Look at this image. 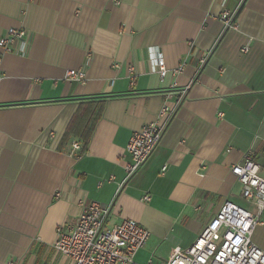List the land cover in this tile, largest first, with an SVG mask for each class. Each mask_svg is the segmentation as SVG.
<instances>
[{"label": "crops", "instance_id": "obj_1", "mask_svg": "<svg viewBox=\"0 0 264 264\" xmlns=\"http://www.w3.org/2000/svg\"><path fill=\"white\" fill-rule=\"evenodd\" d=\"M238 5L0 0V37L26 30L24 50L0 60V264H74L53 248L56 227L91 201L111 204L109 225L131 218L149 231L136 264L189 246L225 200L253 208L231 167L251 151L264 177V0H243L223 30L222 11ZM68 69L85 79H65ZM175 104L119 187L132 133ZM261 219L251 239L264 250Z\"/></svg>", "mask_w": 264, "mask_h": 264}, {"label": "built area", "instance_id": "obj_2", "mask_svg": "<svg viewBox=\"0 0 264 264\" xmlns=\"http://www.w3.org/2000/svg\"><path fill=\"white\" fill-rule=\"evenodd\" d=\"M242 1L239 0V5L234 10L222 11L220 18L223 30L235 27ZM25 36L24 28H8L0 37V60L1 54L23 51ZM242 50L246 51L247 47ZM210 55L211 49L200 53L196 72L203 68ZM156 71L160 77L168 72L161 57L156 58ZM64 78L82 81L85 73L81 69H68ZM184 93L185 89L182 90V95ZM176 106L177 104L163 105L154 121L144 124L132 133L125 148L130 160L124 165L125 176L119 187L151 154ZM73 147L79 148L78 143H73ZM165 168L164 165L162 170ZM259 168L251 151L246 152L242 161L231 167L232 174L242 184V197L255 206V214L233 201H223L195 240L185 248L174 246L162 264H264V250L251 239L254 227L263 223L261 215L264 212V177L260 175ZM148 199V194L142 197V200ZM110 205L97 201L83 205L74 221L56 227L53 248L70 258L74 264H136L135 255L148 240L149 231L131 218L109 225ZM146 264L153 263L148 261Z\"/></svg>", "mask_w": 264, "mask_h": 264}, {"label": "rangeland", "instance_id": "obj_3", "mask_svg": "<svg viewBox=\"0 0 264 264\" xmlns=\"http://www.w3.org/2000/svg\"><path fill=\"white\" fill-rule=\"evenodd\" d=\"M251 205H252V204H251ZM252 207H253V208L251 209V212L255 214L257 210H256V208H255L254 205H252Z\"/></svg>", "mask_w": 264, "mask_h": 264}, {"label": "trees", "instance_id": "obj_4", "mask_svg": "<svg viewBox=\"0 0 264 264\" xmlns=\"http://www.w3.org/2000/svg\"><path fill=\"white\" fill-rule=\"evenodd\" d=\"M93 97H106V95H99V96H93Z\"/></svg>", "mask_w": 264, "mask_h": 264}]
</instances>
